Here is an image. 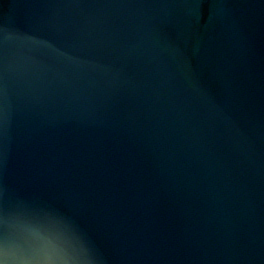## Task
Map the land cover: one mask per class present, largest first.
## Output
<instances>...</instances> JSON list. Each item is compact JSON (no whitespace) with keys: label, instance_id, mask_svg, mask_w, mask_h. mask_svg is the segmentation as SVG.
Masks as SVG:
<instances>
[{"label":"water","instance_id":"water-1","mask_svg":"<svg viewBox=\"0 0 264 264\" xmlns=\"http://www.w3.org/2000/svg\"><path fill=\"white\" fill-rule=\"evenodd\" d=\"M0 189L96 264H264V0H0Z\"/></svg>","mask_w":264,"mask_h":264},{"label":"clouds","instance_id":"clouds-1","mask_svg":"<svg viewBox=\"0 0 264 264\" xmlns=\"http://www.w3.org/2000/svg\"><path fill=\"white\" fill-rule=\"evenodd\" d=\"M92 249L84 231L53 207L0 211V264H96Z\"/></svg>","mask_w":264,"mask_h":264}]
</instances>
